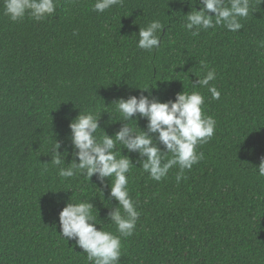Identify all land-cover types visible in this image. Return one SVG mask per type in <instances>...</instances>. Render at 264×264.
Wrapping results in <instances>:
<instances>
[{
    "label": "trees",
    "instance_id": "obj_1",
    "mask_svg": "<svg viewBox=\"0 0 264 264\" xmlns=\"http://www.w3.org/2000/svg\"><path fill=\"white\" fill-rule=\"evenodd\" d=\"M95 2L55 0L44 20L12 22L0 0V264H92L60 235L58 213L69 198L89 200L96 227L119 235L107 220L119 207L109 196L113 178L61 177L45 153L57 139L65 163L75 158L69 123L80 111L100 114L97 135L113 136L122 124L113 101L148 95L140 89L148 85L161 102L174 100L208 69L220 98L196 90L216 127L186 178L177 183L174 166L155 181L141 157L121 149L134 164L127 187L140 215L121 237L119 264H264V176L254 168L264 156V11L241 18L238 31L216 26L193 36L184 27L187 0H123L102 13ZM152 20L165 26L159 49L148 52L136 45ZM135 119L146 128V118Z\"/></svg>",
    "mask_w": 264,
    "mask_h": 264
},
{
    "label": "clouds",
    "instance_id": "obj_2",
    "mask_svg": "<svg viewBox=\"0 0 264 264\" xmlns=\"http://www.w3.org/2000/svg\"><path fill=\"white\" fill-rule=\"evenodd\" d=\"M123 0H96L92 10L104 12ZM184 3L185 0H180ZM190 11L186 16L185 29L193 36L200 30H207L216 26H223L235 32L242 28L241 18H246L253 12L264 11L259 6L264 0H187ZM199 3L197 10L193 5ZM56 9L55 0H3L4 14L12 22H17L29 16L35 21H42L51 16ZM211 13V14H209ZM164 24L159 20L150 21L145 27H139L137 47L148 52L159 49L161 30ZM264 46V44H262ZM202 68L207 64L201 61ZM216 79L215 69H208L202 77L192 82L191 92L181 91L175 94L174 100L161 102L149 91V85L140 88L147 91L139 97L129 95L118 98L112 103L119 112L122 121L121 127L113 136L104 131L98 123L100 116L92 111L79 114L70 121L73 159L65 163L68 149H61V141L54 139L47 153L51 156L50 162L58 169V174L70 178L78 174L83 175L89 182L95 174L97 180L104 184L105 178L112 177L110 183V198H114L119 207L114 206L107 213V220L114 223L119 235L100 227L96 222L97 209L88 201L74 202L70 198L59 211L60 235L65 239H72L80 247L86 258L92 264H119L121 257V237L132 235L140 213L128 193L127 173L134 165L127 154H121L126 148L128 153H136L142 159L140 166L151 179L160 181L166 177L169 170L178 166L176 181L186 178L184 171L203 159V153L197 151V146L207 143L213 136L216 120L205 115L203 105L204 96L198 87H207L211 98H220L219 90L210 85ZM146 118L145 129L136 126L137 116ZM129 121H135L133 127ZM117 144L121 147L117 149ZM158 144L163 145L161 149ZM65 165H67L65 167ZM258 175L264 176V156L260 157L259 164L254 166ZM109 181V180H108ZM93 184V183H91ZM95 185V184H94ZM96 186V185H95ZM100 193L103 192L98 188ZM56 192V191H53ZM104 198V197H103ZM96 210V215L93 214Z\"/></svg>",
    "mask_w": 264,
    "mask_h": 264
}]
</instances>
